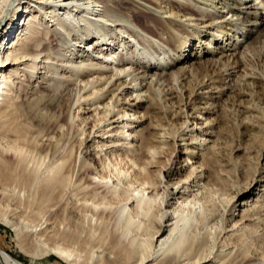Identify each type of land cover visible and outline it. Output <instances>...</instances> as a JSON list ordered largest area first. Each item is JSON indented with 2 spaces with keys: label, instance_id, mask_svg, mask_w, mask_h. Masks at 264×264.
<instances>
[{
  "label": "bare ground",
  "instance_id": "bare-ground-1",
  "mask_svg": "<svg viewBox=\"0 0 264 264\" xmlns=\"http://www.w3.org/2000/svg\"><path fill=\"white\" fill-rule=\"evenodd\" d=\"M130 2L157 39L125 31L135 24L103 0H0V222L21 243L30 228L45 247L35 255L66 264H264L248 258L264 200V139L252 136L264 131L253 89L264 84V0ZM193 50L210 59L162 73ZM25 75L32 95L20 92ZM214 89L231 97L228 148L214 139L230 131L210 117ZM143 102L163 116L146 128ZM246 133L256 154L244 164ZM62 200V229L46 237ZM0 264L20 263L0 252Z\"/></svg>",
  "mask_w": 264,
  "mask_h": 264
},
{
  "label": "rangeland",
  "instance_id": "rangeland-1",
  "mask_svg": "<svg viewBox=\"0 0 264 264\" xmlns=\"http://www.w3.org/2000/svg\"><path fill=\"white\" fill-rule=\"evenodd\" d=\"M103 1L105 2L106 6H109L112 3L119 5V6H117L118 7L117 9L122 13V17L125 16L124 18L128 19L129 23L131 22V23L135 24V26H134L135 28H132V27H129L127 24L122 22L123 26L125 27L124 30L125 31L128 30L127 32L131 33L132 35L135 34L139 40H140L141 33L144 34L143 33L144 31L147 35H149V37H150V35H151V37L154 35L153 32H160V31H158L159 27L156 26L154 21H152V19L150 18V15H145V16L142 15V12H144L145 9L143 7H141L140 5L133 3V2H130V0H103ZM139 28L141 29V31ZM50 35H51V33L49 34V36ZM161 37H162V35L159 38L163 40L164 37L163 38H161ZM39 38H41V36H39ZM49 38H50L49 42H48L49 46L51 48L53 47L54 49L57 48L58 42L55 40V38L52 35ZM154 38L157 39L156 37H154ZM8 39H9V37L5 38L3 43H6ZM28 43L31 44L32 40L28 41ZM153 47H154V45H153ZM194 53H195V55H198V56H196L195 58H191L189 60L186 59L183 62H179L177 64H174L173 66L166 68V70L162 71V73L164 75L169 74L171 72L177 71L178 69H180L183 66L186 67V66L190 65V67H193L196 64H202L204 59L207 60L208 56L204 57L202 55V52H201V56H200V52L197 50H195ZM228 55H229V52H227V56ZM227 56H224V57H227ZM139 69L140 70H138L137 72L140 71L139 73H142L143 69L142 68H139ZM221 70H222L221 68H218V70H217L218 75L223 76V74H225V72H223V70L222 71ZM22 79L25 80V82L20 86V92H22L24 90L25 92H27L28 95L34 94L35 91L30 89L31 87H33V81L34 80L32 78H29L28 75H25V77H23ZM247 80H249V79H247ZM189 81H191L193 84L197 82L196 80H194L192 78H190ZM42 82L43 81H40V82H38V84L41 86L44 85V83H42ZM252 82H254V80ZM219 85L223 90L227 89L225 86H222L221 83H219ZM13 87H15V86H13ZM253 87H254L253 88L254 91L256 90L260 93L261 92L264 93V84L258 85V83H257ZM214 90H212V92H214V95H213L214 99L209 100L208 103L213 102V106H215L214 107L215 113L211 114L210 117L212 119L216 118L217 121H219V124L216 125V121H213L212 125H216L214 127H217L219 125V127L221 129V133L228 132L227 130H230L231 126L234 124L235 116L233 115L234 111L231 112L233 110V108H231V106H230L231 103L227 101V98L230 100V98H231L230 95L232 96L234 94L235 89L225 91L230 95L221 93L220 96L219 95L216 96L215 95L216 90L215 91ZM231 91H233V92H231ZM25 92H22V93L24 94ZM244 93L245 94L243 96H245L247 94L244 97L246 99L245 102H248V103H246L247 105H250L254 101H256V102L258 101V99H255V97L253 98L255 100L249 98V93H252V91H250L249 89L244 90ZM187 97H188V95H187ZM239 99H241V98H239ZM131 100H133V98ZM202 102L203 101H201L198 104L199 107L205 106V104H203ZM143 103H144L145 108H147L149 106L148 105L149 103L148 104H147V102H143ZM155 110L152 107L150 109H149V107L147 108V115H145L146 119H143V125L145 126V128L150 125L149 123H152L151 125H155L159 121L157 118V117H159V115L161 117H163L161 115L162 111H158L157 109H155ZM154 112L155 113L158 112L156 114V116H155ZM159 112H161V113H159ZM202 113H203V111H202ZM201 127L204 128L205 126L202 125ZM251 133H253V132H251ZM249 135H251V134L246 133L243 136V138H241V142H239L241 144L240 147L244 148V151H242L243 153L240 152V154H241L240 159H242L244 161V164H246V162L249 161L246 159L253 158L256 154L252 150H248L249 147H251L252 141L254 139V138H252V136L255 138L257 137L256 138L257 140H262V139H264V131L263 132L261 131L260 133L254 132L252 134V136H249ZM227 136H228L227 138L225 137V134L224 135L221 134L220 136H215L214 137L215 142L219 146L222 145L223 147H226V148L231 147L233 143H231L232 140L230 139V137L231 138L237 137L236 130L234 128H232L228 132ZM182 144L183 143H181V142L178 143L177 147H179V145H182ZM177 151H178V148H177ZM177 151H176V153H178ZM245 151H246V153H245ZM90 154H91L90 159L92 160L93 159L92 153H90ZM178 157H180V154L178 155ZM180 164H183V163H180ZM247 168H248V166L245 165L243 170L244 171L247 170L249 172V170ZM243 179H246V176H244ZM260 201L262 202V199ZM63 203H64V200H62L61 202L56 204L55 207H52L50 214L49 213L46 214V217H47L46 223H47V228H48L47 229L48 233L45 234L46 237L51 236L52 233L61 231L62 225H61V220H60L59 214L61 212L60 208L63 206ZM255 208H256L255 210L259 209L258 211L260 212V218L256 220V222H258L257 223L258 225L256 228L257 231L253 234L255 239L253 238L254 240L251 241V243H252L251 253L248 254V258H250L253 262L262 261V259L264 258V200H263L262 206L257 205ZM238 210H240V209L238 208L237 211L234 212L235 217H239L238 214L240 215V212ZM19 212L21 214L25 215L23 213L22 208H21V210L19 209ZM27 212H28V214H26L25 216L21 215L20 217L17 218V221L20 222L21 225L22 224L25 225L24 223H27V222H29V220L32 219V216L30 215V211H27ZM256 218H257V216L253 217V219H256ZM246 221H247V219H243L241 221V223H244ZM27 229H29V230L25 231L26 229H22V235L21 236L23 237L26 235V236H28V238L25 239V241L21 243V242H19L21 240L18 239V237L16 236L15 232L12 229H10L9 227H7L6 225H4L3 223L0 222V252L5 253L6 255H8L10 257L11 260H13L16 263H20V264H66L64 261H62L61 259H59L58 257H56L53 254H44L42 256L35 255V254H38V252H40L45 247H44V245L37 243L34 240V238L29 235L30 228H27ZM23 230H24V232H23ZM44 237H42L41 240H43ZM52 242H53L52 240H49L47 245L51 244Z\"/></svg>",
  "mask_w": 264,
  "mask_h": 264
}]
</instances>
